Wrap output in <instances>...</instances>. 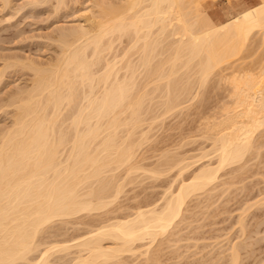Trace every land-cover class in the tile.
<instances>
[{"label":"bare ground","instance_id":"obj_1","mask_svg":"<svg viewBox=\"0 0 264 264\" xmlns=\"http://www.w3.org/2000/svg\"><path fill=\"white\" fill-rule=\"evenodd\" d=\"M196 2L121 0L114 7L99 6L94 20L84 14L79 28L57 36L61 57L54 65H22L32 72L30 88L12 101V128L0 137V264H54L53 255L62 254L64 260L71 250L70 264H121L129 254L147 258L156 239L161 241L160 236L184 219L189 198L210 195L220 171H240L249 156L254 157L256 134L264 128V63L256 74L239 69L227 79L230 91L224 116L214 123L208 120L202 133L210 148L209 153L200 151L198 159L210 156L207 164L178 178L177 188L169 187L160 203L135 207L112 222L100 219L78 237L61 242L57 235L56 243L47 241L58 221L99 211L106 216L103 211L122 194L124 184H118L120 176L114 173L123 168L132 174L139 168L131 136L143 124L149 95L148 99L157 94L163 112L177 110L182 94L195 85L203 87L213 70L237 55L250 35H264V0L218 26L200 15ZM122 38L130 45L119 57L114 44ZM121 128L127 137H122ZM145 134H140L142 141ZM176 157L173 164L181 176L194 162ZM159 170L156 167L149 175L156 176ZM233 255L231 264L237 262Z\"/></svg>","mask_w":264,"mask_h":264},{"label":"rangeland","instance_id":"obj_2","mask_svg":"<svg viewBox=\"0 0 264 264\" xmlns=\"http://www.w3.org/2000/svg\"><path fill=\"white\" fill-rule=\"evenodd\" d=\"M1 1L0 137L12 128V117L15 112L12 101H16V97L23 96L21 94L30 88L33 75L31 71L23 68L24 64L31 62L41 68L54 65L61 57V49L57 42V36L60 33L71 31L76 27L79 28L83 23L81 16L83 17L84 14L85 17L87 16L86 18L94 20L99 6L106 9V7L121 4V0H62V2L61 0H7V3ZM195 1H197L200 15L203 16L204 13L213 25L218 26L247 9L249 5H246V2L256 5L261 0ZM250 39H248L247 44L243 45L244 49L242 47L240 51L238 50L239 54L237 53L234 57L226 59L225 62L223 61L220 66L213 70L209 77L210 80L208 79L203 87L197 88L195 85L192 91L182 94V99L186 101H180L182 106L180 104L177 110L174 109L169 113L165 110L163 112L160 103L162 101L157 99V94L155 93L154 96L151 94L153 96V98H150L151 100L148 99L151 97L149 95L147 97V100L150 101V103L147 102L149 109L144 107V104L141 115L142 118L145 113V119L142 118L145 121H143L144 125L142 124L141 128L133 132V136L130 133L132 130L129 127L127 128L132 140L135 141V149L137 148L138 152L135 166H139V168L132 174H125L127 172L124 173L125 169L123 171V168H121L122 171L118 169L120 173L118 171L114 173L118 178L120 176L121 182L118 184L121 187L124 184L122 188L124 190H121L122 194L119 193L120 195L117 199H114L115 201L110 200L113 204L103 211L106 216L102 215V211H99L88 214L89 216L85 213H83L84 215L78 214L75 217L71 216L67 218L69 221L65 219L66 222L63 223L58 221V224L56 223L51 229V234L53 231L57 234L54 232L53 237L50 236L47 241L56 243L57 241L62 242L65 238L69 240L71 239L69 237L80 236L86 230L91 229V226L103 222L104 219L107 222L108 220L112 222L122 215L132 213L135 207L150 204L154 206L161 202L164 192L169 187L172 188L171 190L177 188L178 178L182 179L184 176L186 178L199 164H207V159L210 156L201 160L198 159L201 158V152H208L210 148V141L206 140V136H202V133L205 135L204 130L207 129L206 125L209 122L214 123V121L222 119L221 115L224 116V109L227 108L229 102L227 96H229L228 92L230 91L227 79L235 71L238 74L239 69L240 72L245 71L246 73L256 74L258 68L264 63V35L262 36V32L260 34L259 32L258 34L254 33L252 36L250 35ZM127 44V40L124 39L115 42V51L119 57L127 51L125 49ZM133 58H135L134 55ZM130 59H132V55ZM150 111L152 113L148 115ZM122 129L124 128H121V135L125 138L128 132ZM144 133H146L147 139L142 141L140 134L142 136ZM262 134H264L263 127L256 134V137H258H255V142H257V150L255 151L257 154L254 152V157L251 154V157L249 156L250 160L248 159L242 169H239L242 171L244 168L243 173L237 171L238 169L235 172L234 170L227 171L228 168H226L225 172H219L221 178H219V183L213 188L210 195L208 194L210 198L202 193L205 197L200 194V196H196V198L198 197L197 200L193 196L190 201H188L190 198L187 200L184 217H182L184 219L178 220V223L167 233L168 235L165 234V237L160 236L161 241H158L157 238V243L154 242L152 250H150V253L153 252L154 257L150 253L144 259L143 256L138 257V254L133 256L129 254V256H123L124 263L148 264L145 259L150 257L149 264H231L233 262L232 255L237 253V255H233L234 258L237 257V260H235L237 262H234V264H264V135ZM258 141L260 146H258ZM179 156L182 159L192 157L188 159L189 162H194V164L195 161L197 162L195 165L191 163L193 167H187V171L181 173V176L177 173L179 167L176 168L173 164L176 162L175 157L179 158ZM164 160L173 162L169 161L168 164H170H167L166 167L164 165L167 162ZM188 160L187 163H189ZM156 167L157 171L162 167L159 170L161 173H158L160 175L155 176L151 173L154 177L150 176L149 171L155 170ZM167 168L169 169L167 170ZM162 169L165 171L162 172ZM171 169L173 170L171 171ZM121 174L123 177H121ZM126 175H129V178ZM138 175L139 177H137ZM57 226L59 228H56ZM65 229L67 232H65ZM57 235L59 238H57ZM50 238L55 240H50ZM140 244L136 243L135 246ZM233 247H235V250ZM232 252L234 253L232 254ZM71 253H73L72 250ZM71 253L68 257L65 255L66 259L64 260V255L60 254L62 256L60 257V255L55 254L51 260L54 262L56 257V260L60 257L61 261L59 259L55 260L54 264H58V262L62 264L64 261V263L70 264L71 261L69 262L68 259H72L73 255ZM123 261L121 264H124Z\"/></svg>","mask_w":264,"mask_h":264},{"label":"crops","instance_id":"obj_3","mask_svg":"<svg viewBox=\"0 0 264 264\" xmlns=\"http://www.w3.org/2000/svg\"><path fill=\"white\" fill-rule=\"evenodd\" d=\"M245 4H246V5H249V4L251 5V3H250V2H249V3H247V2H246ZM246 5H245V6H246ZM252 5H254V4H252Z\"/></svg>","mask_w":264,"mask_h":264}]
</instances>
